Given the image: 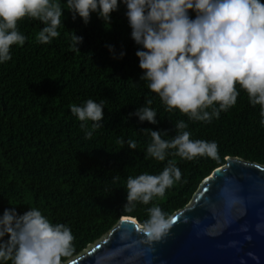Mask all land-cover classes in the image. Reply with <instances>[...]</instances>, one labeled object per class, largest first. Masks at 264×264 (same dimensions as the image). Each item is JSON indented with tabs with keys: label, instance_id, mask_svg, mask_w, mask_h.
Returning a JSON list of instances; mask_svg holds the SVG:
<instances>
[{
	"label": "trees",
	"instance_id": "1",
	"mask_svg": "<svg viewBox=\"0 0 264 264\" xmlns=\"http://www.w3.org/2000/svg\"><path fill=\"white\" fill-rule=\"evenodd\" d=\"M60 3L66 17L60 36L39 43L36 36L44 25L24 19L18 28L28 39L12 47L11 60L0 63V215L9 207L21 214L36 208L52 223L68 226L75 237L73 259L121 217L136 218L144 226L148 209L158 206L171 218L227 156L264 160L261 107L253 106L239 85L236 104L210 123L190 120L178 109L168 111L148 81L140 80L143 70L136 52L142 46L132 39L126 6L121 2L106 25L96 13L88 24L78 16L73 20L65 0ZM190 15L195 18L194 12ZM73 31L83 37L80 50L72 46ZM88 99L103 101L105 107L103 127L91 139H85L82 122L70 107ZM149 99L157 112L155 125L129 115ZM179 120L187 123L193 140L217 143V156L187 160L170 151L163 162L148 157L151 137L142 129L169 130L163 138L171 139ZM129 139L137 141L135 150L128 147ZM168 160L180 168V181L163 197L136 202L127 210V178L157 175Z\"/></svg>",
	"mask_w": 264,
	"mask_h": 264
},
{
	"label": "clouds",
	"instance_id": "2",
	"mask_svg": "<svg viewBox=\"0 0 264 264\" xmlns=\"http://www.w3.org/2000/svg\"><path fill=\"white\" fill-rule=\"evenodd\" d=\"M75 20L85 24L93 13L106 25L112 13L126 6V17L137 45L140 80L156 93L168 111L178 109L190 120L211 122L221 111L233 107L240 95L237 85L248 95L249 102L260 105L264 117V2L262 0H65ZM195 13L193 18L190 13ZM65 8L60 0H0V63L12 59L14 45L23 46L28 39L18 28L20 21H40L39 43H50L60 36ZM62 17L64 18L62 21ZM65 24V23H64ZM83 42L73 31L72 46ZM110 50L111 46H109ZM124 53H121V57ZM149 99L130 116L139 121L158 124L157 112ZM218 105V107H217ZM71 112L85 130V139L103 127L104 102L88 99L82 105H71ZM211 109V111H209ZM91 121V130L88 122ZM264 123V120L261 121ZM176 134L164 139L169 130L145 128L151 141L146 155L165 161L171 154L192 160L199 156L216 157L215 142L193 140L185 121L175 122ZM118 143L123 145L124 139ZM127 145L135 150L137 141ZM181 170L168 160L157 174L129 176L126 181L127 210L136 202L148 204L163 197L166 190L180 181ZM119 180V177H114ZM150 218L143 231L150 239H160L172 226L170 217L160 207L148 209ZM75 237L62 223H52L39 209L30 208L22 214L16 207L0 215V261L11 264H74ZM64 258V259H62Z\"/></svg>",
	"mask_w": 264,
	"mask_h": 264
},
{
	"label": "water",
	"instance_id": "3",
	"mask_svg": "<svg viewBox=\"0 0 264 264\" xmlns=\"http://www.w3.org/2000/svg\"><path fill=\"white\" fill-rule=\"evenodd\" d=\"M160 239L121 217L74 264H264V160L227 156Z\"/></svg>",
	"mask_w": 264,
	"mask_h": 264
}]
</instances>
